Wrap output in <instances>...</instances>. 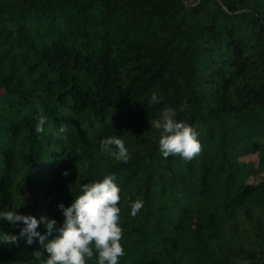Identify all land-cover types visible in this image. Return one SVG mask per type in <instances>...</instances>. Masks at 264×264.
Returning a JSON list of instances; mask_svg holds the SVG:
<instances>
[{
    "label": "trees",
    "instance_id": "16d2710c",
    "mask_svg": "<svg viewBox=\"0 0 264 264\" xmlns=\"http://www.w3.org/2000/svg\"><path fill=\"white\" fill-rule=\"evenodd\" d=\"M169 107L199 132L190 162L159 150L152 122ZM114 133L127 163L100 149ZM263 172L264 0H0V211L60 226L58 205L111 173L119 264H264V191L249 182ZM34 251L47 257L36 239L0 242V264H39Z\"/></svg>",
    "mask_w": 264,
    "mask_h": 264
},
{
    "label": "clouds",
    "instance_id": "9594fccd",
    "mask_svg": "<svg viewBox=\"0 0 264 264\" xmlns=\"http://www.w3.org/2000/svg\"><path fill=\"white\" fill-rule=\"evenodd\" d=\"M158 102L159 97L153 93L150 103ZM44 123L45 118L40 117L37 133H43ZM152 127L159 130L158 145L164 158L178 156L190 162L203 151L199 132L187 121L178 120L171 107L162 111L160 118L152 122ZM65 130L61 125L59 131ZM100 149L118 162L127 163L131 158L125 141L115 133L100 141ZM63 174L68 175L67 171ZM115 181V174L110 173L104 174L102 179L81 183L79 194L69 206L58 205L64 218L60 226L56 220L45 216L38 220L32 215L18 214L16 209L0 211V220L10 226L24 225L18 236L0 233V242L15 245L22 238L31 245L34 239L38 240L47 253L46 258H42L40 251L32 253L39 264H86L94 256L96 264H119V259L126 253L121 243L123 229L118 206L121 189ZM143 204L141 199L131 202L130 215L136 217ZM41 223L46 228L45 235L36 230ZM48 235L53 238L47 239Z\"/></svg>",
    "mask_w": 264,
    "mask_h": 264
},
{
    "label": "rangeland",
    "instance_id": "374dc122",
    "mask_svg": "<svg viewBox=\"0 0 264 264\" xmlns=\"http://www.w3.org/2000/svg\"><path fill=\"white\" fill-rule=\"evenodd\" d=\"M242 160L243 161L253 162L256 166H258L257 165L258 159H257V157L255 155L245 157ZM249 182L256 184L261 191H264V172L262 174H260V175H257L256 177L250 178ZM259 256H261V255H259ZM259 258L260 257H257V261L261 262L259 260Z\"/></svg>",
    "mask_w": 264,
    "mask_h": 264
}]
</instances>
